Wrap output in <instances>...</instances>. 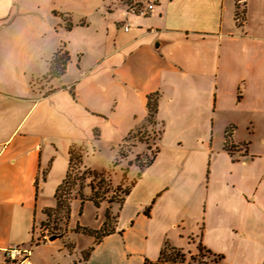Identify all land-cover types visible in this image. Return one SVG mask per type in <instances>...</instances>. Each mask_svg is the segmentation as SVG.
<instances>
[{
    "label": "crops",
    "instance_id": "crops-1",
    "mask_svg": "<svg viewBox=\"0 0 264 264\" xmlns=\"http://www.w3.org/2000/svg\"><path fill=\"white\" fill-rule=\"evenodd\" d=\"M52 3L0 0V264L15 245L29 249L28 264H158L166 248L264 264V0L122 10L127 35L88 61L83 17ZM62 53L63 72L50 76ZM150 95L155 152L109 209L111 230L96 240L81 229L98 225L76 221L80 230L47 241L39 225L56 205L70 150L93 151L106 132L113 150L147 128Z\"/></svg>",
    "mask_w": 264,
    "mask_h": 264
},
{
    "label": "rangeland",
    "instance_id": "rangeland-1",
    "mask_svg": "<svg viewBox=\"0 0 264 264\" xmlns=\"http://www.w3.org/2000/svg\"><path fill=\"white\" fill-rule=\"evenodd\" d=\"M52 1L56 10L67 12L75 19L83 17L86 22L85 28L83 27L77 32L84 36L80 48L84 52L86 61L97 57L99 53L100 55L106 54L112 47L115 35L116 38L127 35L123 34L125 19H120L124 14L122 10L140 14L146 5L153 4L152 0H139L137 2L139 7L133 11L122 4L120 0ZM127 2L132 8L137 4L136 0H127ZM119 19L124 24L117 23ZM64 21L67 25L66 18ZM104 27L107 28L106 31L103 30ZM76 37L78 38V34ZM148 121L147 128L132 132L116 147H113V150L109 147V141L112 138L110 132L104 134L93 151L84 153L85 150L82 149L72 150L66 182L58 194L61 205L44 211V214L47 213V215L39 225L38 234L47 236L67 231L70 227L77 228L74 226L76 221L86 226L98 225L97 237L111 230L115 209L120 206L132 181L155 152L154 140L159 133V128L151 125L152 117ZM76 158H78L77 161ZM83 160L87 167L83 166ZM79 196L83 198L82 202H80ZM90 199L97 203L96 207ZM109 209H114V211ZM156 238L157 234L154 235L153 240ZM172 259L179 264H217V258L203 251L202 248H199L198 253L190 257H185L181 252L164 249L160 263L165 264L168 261L170 264Z\"/></svg>",
    "mask_w": 264,
    "mask_h": 264
},
{
    "label": "trees",
    "instance_id": "trees-1",
    "mask_svg": "<svg viewBox=\"0 0 264 264\" xmlns=\"http://www.w3.org/2000/svg\"><path fill=\"white\" fill-rule=\"evenodd\" d=\"M139 0H136V3L138 2ZM120 2H122V4L128 6V8L130 9H133V11L136 10L137 7H139V3H137L133 8L129 5V3L127 2V0H120ZM240 12H238V5H236V12H235V16H236V19L238 18ZM59 54V53H58ZM68 58H67V55L66 53H62L61 55H56L54 56V58L52 59V62H51V66H50V73L49 75L50 76H56V75H59L63 72L64 68H65V64L67 62ZM146 107H147V110H148V120L151 119V117L153 116L155 110H156V100L154 98V95H150L148 98H147V104H146ZM232 146H230V132L228 130L225 131L224 133V149L225 150H229L231 149ZM71 158H72V150H70L69 152V159H68V165L70 167V164H71ZM153 158V155L152 157L148 160V162L145 163L144 166H147L151 160ZM78 160V158H76V161ZM69 170V168H68ZM68 174V173H67ZM67 174H66V177H67ZM66 177L64 178V180L60 183V185L57 187L56 189V192H55V200H56V205L55 207L57 208L59 205H61V203H59V191L62 187V185L66 182ZM127 193V192H126ZM79 199H80V202L83 201V198L81 196H79ZM90 201H92L90 199ZM93 205L96 207L97 206V203L95 201H92ZM47 215V213H46ZM75 230H77V228H75ZM99 230V229H98ZM81 231H83L84 233H87V234H90V235H93L95 237L96 240H98L100 237L98 235V232L99 231H94V230H89V229H81ZM103 236V235H102ZM163 253V252H162ZM162 253H161V257L160 259L158 260V264H161L160 261H161V258H162ZM176 263L174 261V259L171 260L170 264H174ZM165 264H169L168 261L165 262Z\"/></svg>",
    "mask_w": 264,
    "mask_h": 264
},
{
    "label": "built area",
    "instance_id": "built-area-1",
    "mask_svg": "<svg viewBox=\"0 0 264 264\" xmlns=\"http://www.w3.org/2000/svg\"><path fill=\"white\" fill-rule=\"evenodd\" d=\"M152 9V4L146 5L143 11L140 13L144 15L145 12L150 11ZM129 23L123 27L124 31H127ZM4 259L8 264H28V257H29V249L22 246V245H15L4 249Z\"/></svg>",
    "mask_w": 264,
    "mask_h": 264
},
{
    "label": "water",
    "instance_id": "water-1",
    "mask_svg": "<svg viewBox=\"0 0 264 264\" xmlns=\"http://www.w3.org/2000/svg\"><path fill=\"white\" fill-rule=\"evenodd\" d=\"M64 233H65V231H63L61 233L51 234V235L46 237V240L49 242L54 241L55 239L60 238Z\"/></svg>",
    "mask_w": 264,
    "mask_h": 264
}]
</instances>
